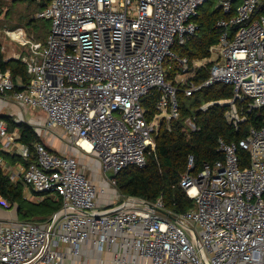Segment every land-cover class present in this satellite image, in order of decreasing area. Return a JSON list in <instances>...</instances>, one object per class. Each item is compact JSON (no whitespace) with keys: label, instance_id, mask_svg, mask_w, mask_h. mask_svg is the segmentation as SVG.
I'll return each instance as SVG.
<instances>
[{"label":"built area","instance_id":"built-area-1","mask_svg":"<svg viewBox=\"0 0 264 264\" xmlns=\"http://www.w3.org/2000/svg\"><path fill=\"white\" fill-rule=\"evenodd\" d=\"M209 1L52 0L36 14L51 23L46 42L34 41L23 28L6 31L28 48L22 60L32 79L16 92L10 71L0 70V96L12 94L20 107L42 111L44 129L63 130L79 151L95 155L107 187L116 188L111 176L130 166L145 168L161 121L180 116L177 88L166 81L168 59L190 76L176 78L186 96L218 84L232 88L233 98L218 104L230 106L226 118L237 131L248 114L264 107L262 0H216L229 18L217 22L224 33L210 48L215 58L208 80L200 86L189 81V61L173 48L196 36L194 19ZM206 64L197 61L194 68ZM155 90L162 95L149 120L142 100ZM185 126L197 130L194 119ZM0 136L9 148L14 139L3 122ZM239 147L249 155L245 166ZM35 151L23 183L33 194L60 199L62 207L44 223L0 222V264H83L86 244L100 254L117 247L113 264H264V127L251 128L239 146L221 138L224 160L205 165L197 177L190 175L189 158L181 186L194 206L178 215L162 200L138 203L117 193L119 206L100 208L104 190L77 158L40 143ZM21 156L30 158L28 148Z\"/></svg>","mask_w":264,"mask_h":264},{"label":"trees","instance_id":"trees-1","mask_svg":"<svg viewBox=\"0 0 264 264\" xmlns=\"http://www.w3.org/2000/svg\"><path fill=\"white\" fill-rule=\"evenodd\" d=\"M21 1L23 0H14L16 3ZM51 1L42 0L39 4V12L48 8ZM260 5L259 13H264V0ZM227 18L229 17L222 10L217 8L211 10L206 8L205 4L194 19L199 27L196 36L184 46L176 45L173 48L180 57L188 59V72L194 73L189 81L196 86H200L208 80L213 62H208L204 67L197 69L194 68V63L211 59L210 48L219 43V39L224 33V30L217 26V22ZM36 20L28 21L25 27L36 34L37 38L29 34L34 41L44 43L50 33V29H47L49 21L37 18ZM164 67L166 81L177 88L176 96L180 116L169 122L161 121L155 134V150H150L147 153V166L143 169L130 166L122 170L115 179V187L122 198L150 204L162 200L168 211L178 215L191 210L194 206L193 201L188 198L181 186L182 179L189 170V158L193 157L194 159V169L190 171V175L194 177L199 176L205 165L213 166L217 162H222L224 157L219 151V140L222 138L227 143H236L239 146L241 141L247 139L251 128L264 127V107L248 114L247 121L237 131L226 118L230 106L218 104L219 101L233 98V90L230 86L218 84L202 88L192 96H186V85L177 83L176 78L179 75L185 76L187 73L173 60L168 59ZM0 70L10 71L16 92L23 91L32 79L22 58L6 60L1 43ZM161 95L160 91L155 90L142 100V106L146 110L149 120L158 114L156 103ZM208 103H212V105L207 110L201 109ZM189 118L195 120L196 131L186 130L185 122ZM0 122L6 125L7 134L18 132V142L28 148L30 158L25 160L20 156H12L2 151L1 139L0 156L5 160L19 161L26 167L34 163L36 161L35 145L43 144V140L35 128L26 122H16L14 116L9 115L0 114ZM238 152L242 164L244 163L243 166H245L249 155L240 147ZM35 196L41 197L37 194ZM61 207V200L49 195H45L41 202L28 199L24 183L13 181L0 166V208L4 210L16 209L18 221L44 223L51 219Z\"/></svg>","mask_w":264,"mask_h":264},{"label":"crops","instance_id":"crops-1","mask_svg":"<svg viewBox=\"0 0 264 264\" xmlns=\"http://www.w3.org/2000/svg\"><path fill=\"white\" fill-rule=\"evenodd\" d=\"M51 28V26H50ZM1 36V35H0ZM15 42V41H14ZM1 43V42H0ZM26 47V46H25ZM28 50V49H27ZM5 48L2 47V52L5 55ZM25 52H20V53H13L12 56H7L5 55L6 60L9 59H20L23 58V55ZM28 54V53H27ZM213 56L211 59H205V63H208L207 61L212 62ZM203 61V60H202ZM27 111H39L36 109H31V108H25V107H20V105L14 101V99L11 97H2L0 96V114L3 115H9V116H16L18 119L16 122H25V117L24 114ZM43 116L44 119L41 118L40 121H38V124L40 126L45 125L46 121V116L42 111H39ZM33 119V122H37ZM30 121V120H29ZM31 122V121H30ZM28 122L29 125L33 126ZM27 123V122H26ZM36 130V129H35ZM56 130V129H55ZM54 131V130H53ZM53 131H47L45 129V132L43 134H40L37 130L36 132L40 135V137L43 140V144L45 147L53 154L56 155H69L77 158L79 161L80 167L85 172V174L91 179V181L97 186L99 191L101 192L104 190V193L99 194L98 198V205L100 208H115L119 206L120 202L117 199V190L115 188H108L107 183L104 180V176L100 167V163L95 155H87V154H82L81 151H79L74 145L72 144V141L69 139V137L66 135V133L59 129L57 131L62 132L59 134H54ZM10 137L12 136L14 139V143L17 146L20 147H25L24 145L20 144L18 142L19 134L18 132H14L12 134H9ZM1 139V150L12 155V156H20L22 159H24L21 156L20 151H10V147L6 148L5 147V142H7L4 138L0 136ZM27 148V147H25ZM0 166L4 170L5 173H7L11 179L15 182L22 181L23 182V176L24 172L26 170V166L23 165L19 161H10V160H5L0 156ZM31 191L25 186V194L28 196ZM35 198V197H33ZM55 198V197H54ZM58 199V198H55ZM11 220H17V211L16 209L13 210H4L0 208V222H6V221H11ZM119 253V250L117 247H113L112 251H107L104 254L98 253L94 247H92L91 244H86L84 246L83 250V256H82V263L83 264H99L98 260L99 258H102L105 260L106 264H113L112 261L115 257V255ZM63 264H80L79 261H74L73 259H68L65 261Z\"/></svg>","mask_w":264,"mask_h":264},{"label":"rangeland","instance_id":"rangeland-1","mask_svg":"<svg viewBox=\"0 0 264 264\" xmlns=\"http://www.w3.org/2000/svg\"><path fill=\"white\" fill-rule=\"evenodd\" d=\"M42 2V0H23L21 2H14V0H0V32H1V36H0V42L3 48H5V55L7 56H12L13 53H22L25 52V54L23 55V57H27V47L18 44L16 42H14L13 40H11L7 35H6V31L7 30H15L18 28H23L24 30H26L29 34H32L35 38H37L36 34H34V32L28 30L25 25L27 24L28 21L31 20H36V14L39 12V4ZM217 1L216 0H210L207 4H206V8H209L211 10H215L217 8ZM37 21V20H36ZM51 23L48 22L47 23V29H50ZM213 58H215V55L213 56ZM210 62V61H207ZM190 76L186 75L183 78H188ZM9 98L12 97V94L8 95ZM24 114L25 117V122H30L31 124H33V127L40 133L43 134L45 132V129L43 128V126H40L38 124V121L42 119H44V116L39 112V111H27ZM14 118H16V120L18 119L15 115ZM31 118H35L34 120H36L37 122H33V119ZM30 120V121H29ZM59 129H56L53 131L54 134H59L62 132L57 131ZM12 137V136H11ZM10 151H20V153L23 152L24 148L17 146L14 141L12 142V145L9 149ZM82 153V152H81ZM84 154V153H82ZM116 189V188H115ZM117 194H119V192L117 191ZM35 194H33V192H31L30 194H28V197H30L31 200H35L36 202H41L42 200H44V197H37V198H31L33 197ZM120 195V194H119ZM195 244L197 245V242L195 239H193Z\"/></svg>","mask_w":264,"mask_h":264},{"label":"water","instance_id":"water-1","mask_svg":"<svg viewBox=\"0 0 264 264\" xmlns=\"http://www.w3.org/2000/svg\"><path fill=\"white\" fill-rule=\"evenodd\" d=\"M116 178H117L116 175H112L111 176V179H116ZM135 201L138 202V203H145L144 201H137V200H135ZM162 213L169 216V214H167L166 212H162Z\"/></svg>","mask_w":264,"mask_h":264},{"label":"bare ground","instance_id":"bare-ground-1","mask_svg":"<svg viewBox=\"0 0 264 264\" xmlns=\"http://www.w3.org/2000/svg\"><path fill=\"white\" fill-rule=\"evenodd\" d=\"M88 148V147H87Z\"/></svg>","mask_w":264,"mask_h":264}]
</instances>
